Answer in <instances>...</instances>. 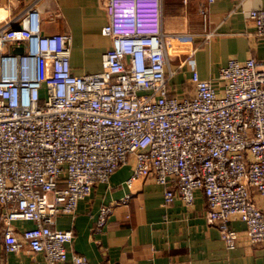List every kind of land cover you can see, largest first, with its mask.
Wrapping results in <instances>:
<instances>
[{
	"label": "built area",
	"instance_id": "1",
	"mask_svg": "<svg viewBox=\"0 0 264 264\" xmlns=\"http://www.w3.org/2000/svg\"><path fill=\"white\" fill-rule=\"evenodd\" d=\"M41 1L0 25L5 251L67 261L75 232L58 229V218L74 215L81 200L132 160L129 189L137 179H153L165 187V205L181 199L187 207L202 191L207 221L228 248L239 240L229 226L233 217L246 224L253 247H264V212L256 201L264 196V59L231 58L214 79H203L195 55L213 32L202 43L190 33L166 32L164 0H100L109 16L102 33L112 46L99 72L78 75L72 36L44 33ZM249 16L264 40V7ZM186 64L191 76L179 94L173 80ZM131 199L130 193L103 206L96 229ZM18 221L34 227L19 231ZM70 258L91 264L75 252Z\"/></svg>",
	"mask_w": 264,
	"mask_h": 264
},
{
	"label": "crops",
	"instance_id": "2",
	"mask_svg": "<svg viewBox=\"0 0 264 264\" xmlns=\"http://www.w3.org/2000/svg\"><path fill=\"white\" fill-rule=\"evenodd\" d=\"M36 0H0V25H5ZM264 7V0H164L163 28L168 33L193 34L202 43L210 40L195 55L196 69L203 79H214L229 59H264V40L254 35L249 13ZM43 30L47 35L70 33L72 69L75 74L96 73L102 57L112 46L102 33L109 16L100 0H43ZM207 12L206 21L201 11ZM191 76L184 65L173 80L181 87ZM134 161L115 172L110 182L99 184L92 195L78 204L74 215H61L56 227L72 229L74 241L67 246L69 259L57 264H74L73 252L91 264H264V247H253L246 224L233 217L229 226L239 233L237 247L230 249L216 225L207 221V203L202 191L195 193L194 204L187 207L181 199L165 205V187L153 179H137L127 186ZM132 194L127 206H116L106 225L97 230L101 208ZM257 204L264 212V196ZM19 231L34 227L33 222L18 221ZM0 264H49L43 254L28 251L8 253L0 244Z\"/></svg>",
	"mask_w": 264,
	"mask_h": 264
},
{
	"label": "water",
	"instance_id": "3",
	"mask_svg": "<svg viewBox=\"0 0 264 264\" xmlns=\"http://www.w3.org/2000/svg\"><path fill=\"white\" fill-rule=\"evenodd\" d=\"M14 52L21 54L23 52V48H16Z\"/></svg>",
	"mask_w": 264,
	"mask_h": 264
},
{
	"label": "rangeland",
	"instance_id": "4",
	"mask_svg": "<svg viewBox=\"0 0 264 264\" xmlns=\"http://www.w3.org/2000/svg\"><path fill=\"white\" fill-rule=\"evenodd\" d=\"M178 91H179V94H181V92H182V88L179 87V88H178Z\"/></svg>",
	"mask_w": 264,
	"mask_h": 264
}]
</instances>
